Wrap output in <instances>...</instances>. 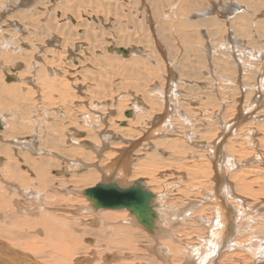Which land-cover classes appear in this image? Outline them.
Here are the masks:
<instances>
[{
	"label": "bare ground",
	"instance_id": "obj_1",
	"mask_svg": "<svg viewBox=\"0 0 264 264\" xmlns=\"http://www.w3.org/2000/svg\"><path fill=\"white\" fill-rule=\"evenodd\" d=\"M155 1L0 0V242L37 264H264V0Z\"/></svg>",
	"mask_w": 264,
	"mask_h": 264
},
{
	"label": "water",
	"instance_id": "obj_2",
	"mask_svg": "<svg viewBox=\"0 0 264 264\" xmlns=\"http://www.w3.org/2000/svg\"><path fill=\"white\" fill-rule=\"evenodd\" d=\"M116 51L123 56H128V51L120 48ZM129 117L130 114H127ZM0 121V129H2ZM86 195L93 202L95 209H129L139 222L148 229L152 228L151 217L154 216L149 207L151 201V193L140 189H121L117 185L107 184L99 185L94 189L87 190ZM0 264H37L29 256L21 255L19 252L5 243L0 242Z\"/></svg>",
	"mask_w": 264,
	"mask_h": 264
},
{
	"label": "rangeland",
	"instance_id": "obj_3",
	"mask_svg": "<svg viewBox=\"0 0 264 264\" xmlns=\"http://www.w3.org/2000/svg\"><path fill=\"white\" fill-rule=\"evenodd\" d=\"M152 1V0H151ZM172 1L173 0H166V2H167V6H165V7H163L161 10H164V11H166V10H170V9H173L176 5H177V3L179 2V0H175L176 1V4H175V6L173 7L172 6ZM156 3L155 4H157V5H162L161 4V0H159V1H155ZM33 3V2H32ZM140 3L142 4L141 6L140 5H138V7L137 8H135V9H132L134 12L136 11V12H140V14H139V19L140 20H142L141 22H144V16L142 15V13L144 12V11H146L145 9H147L146 7H148V5L150 6L151 5V3H146L145 4V1H140ZM144 5H145V9L143 8V9H138V8H141L142 6L144 7ZM150 8V7H149ZM151 9V8H150ZM150 9H149V11H150ZM160 9V8H159ZM139 10V11H138ZM151 12V14H150V19H151V21L155 24V23H157V21L155 20V18H153L154 16H152V11H150ZM142 15V16H141ZM173 16V15H172ZM137 17V18H138ZM147 18H149V17H147ZM149 27H150V24H149ZM131 28H132V26H131ZM131 28H129L128 27V29H131ZM152 31V29H150V32ZM155 38V37H154ZM155 41V40H154ZM162 42L160 41V45L162 46V47H164L163 49H164V53L166 54V56H167V59L168 60H170L171 62H173L172 61V57L171 56H179V54L181 53V51H182V45H180L175 39L173 40L172 38H168V40H167V42H166V45L170 48L169 50L170 51H172V52H170V53H167L168 52V50L167 49H165L166 48V45L164 44V43H162ZM156 44H158L157 43V41H156ZM165 45V46H164ZM156 46V45H155ZM122 48V47H121ZM126 48V47H125ZM157 49V48H156ZM157 51L158 52H160V53H158V55H160V57L162 58V56H163V53H161V51L160 50H158L157 49ZM184 57V56H183ZM163 59V58H162ZM176 59V58H175ZM177 60V59H176ZM258 63V62H257ZM259 63H262V65H263V69H262V71L264 72V60H263V58L259 61ZM218 64H219V67H220V69L219 70H221L222 68H221V66H222V61L221 60H219V62H218ZM174 70H175V72H178V73H180V70H178L177 69V67H176V65L174 64ZM177 74V73H176ZM224 77H227V75H224L223 73H221ZM177 76V75H176ZM248 80V78H246V79H244L243 81H242V85H243V88L245 89V93L242 91L241 92V94H240V97L241 98H245L246 97V95H247V93H248V88L247 87H249L250 86V84H249V82L247 81ZM253 80H254V83H255V77L253 78ZM221 82L222 83H227L226 85L228 86V82H227V80L226 79H223V80H221ZM214 83H217V89L215 90V91H213L212 89H210L211 91H213L212 93H214V94H217V92H218V90L219 89H221V88H223V86L222 85H219L220 83L219 82H214ZM219 83V84H218ZM219 88V89H218ZM223 93V92H222ZM226 100H229L230 101V99H226ZM228 101V102H229ZM245 102V100L243 101V103ZM231 104H232V102H231ZM212 105H214V103H210V105H207L206 104V106H204V108L205 109H211V107H212ZM209 106V107H208ZM199 109H201V107H199ZM183 110V109H182ZM184 110H186L187 111V109L186 108H184ZM198 110V109H197ZM120 111V114L123 112L121 109L119 110ZM214 111H217V110H214ZM214 111L213 112H210V114H213L214 113ZM127 115V114H126ZM119 118V117H118ZM175 122H177L176 123V125L177 126H175V128L176 129H179V130H181V125L179 124V121L178 120H176ZM187 122V125H189V123H193L192 121H186ZM193 125H196V124H194L193 123ZM155 129L156 128H154L153 129V131H155ZM189 129H190V127H189ZM189 129H187V132H188V130ZM186 132V133H187ZM193 132H195V130H193L192 132H191V134L193 133ZM138 142L139 143H142V144H145V143H147V140H145V138H142V139H138ZM252 148L250 149L249 148V151L250 152H253L254 150H252ZM122 179V178H121ZM185 185V184H184ZM28 204V203H27ZM30 205V204H29ZM49 210V209H48ZM52 211H53V209H51ZM50 211V210H49ZM55 212H57L56 210H55ZM60 212V211H59ZM207 216H210V214H207ZM199 228L200 229H202L203 227L202 226H199ZM200 237H202V235L200 236ZM188 239V238H187ZM188 240H190V239H188ZM192 241V240H191ZM239 254H240V257H241V260H242V262L245 260V259H249L250 258V256L251 255H248L247 254V252H239ZM224 257H226V255L224 256ZM35 259H36V256L34 257ZM37 260V259H36ZM38 261V260H37ZM39 262V261H38ZM243 264V263H242Z\"/></svg>",
	"mask_w": 264,
	"mask_h": 264
}]
</instances>
